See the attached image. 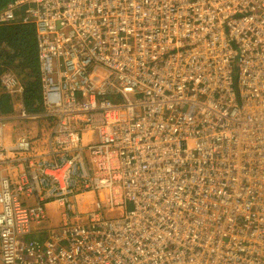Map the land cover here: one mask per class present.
<instances>
[{"label": "built area", "instance_id": "2783aa9c", "mask_svg": "<svg viewBox=\"0 0 264 264\" xmlns=\"http://www.w3.org/2000/svg\"><path fill=\"white\" fill-rule=\"evenodd\" d=\"M25 3L46 110L18 118L55 117L61 159L42 162L25 137L6 142L0 119V264H163L157 243L184 253L203 236L221 242L214 226L224 220V264H264V161L241 150L250 138L264 143V0L16 4ZM1 81L16 86L10 71ZM253 180L262 185L246 190ZM89 193L133 210L84 218ZM47 206L63 211L62 223L40 236ZM200 208L216 223L204 235L175 226Z\"/></svg>", "mask_w": 264, "mask_h": 264}, {"label": "trees", "instance_id": "16d2710c", "mask_svg": "<svg viewBox=\"0 0 264 264\" xmlns=\"http://www.w3.org/2000/svg\"><path fill=\"white\" fill-rule=\"evenodd\" d=\"M19 0H0V14L11 9L15 12V20L10 25L0 26V119L5 124L9 121L22 120L19 119V110H17V103L21 104L20 109L28 115L40 116L45 112L44 99L42 94L41 84V59L38 51L36 40L35 25L30 21L26 13L28 3L23 6L17 5ZM13 73L16 79V86L9 88L5 86L1 77L5 72ZM114 100L118 95H110ZM47 124L37 118L36 123L30 124L31 127L25 129L24 134H20L16 130L21 129L17 125L11 132L14 138L25 137L30 143L40 145L46 143L50 139V135L55 126V117L46 116ZM59 153H56L54 160L60 161ZM79 186H77V190ZM60 209V215L62 214ZM74 217L75 214L72 213ZM62 221L60 222L61 225ZM38 225L36 233L48 231L49 228H59L52 219L42 218L34 224ZM43 225L48 226L44 227ZM34 232V229H33Z\"/></svg>", "mask_w": 264, "mask_h": 264}, {"label": "rangeland", "instance_id": "374dc122", "mask_svg": "<svg viewBox=\"0 0 264 264\" xmlns=\"http://www.w3.org/2000/svg\"><path fill=\"white\" fill-rule=\"evenodd\" d=\"M2 68V66L0 65V69ZM17 109H19L21 107L20 103H17ZM17 125L21 126V129L16 130L17 132H19L20 134H24L25 133V129L31 127V125L24 121V120H15V121H8L7 122V128H8V132L5 131V135L4 138L6 141H11L14 138V134L11 132L13 129H15V127ZM94 197H90L91 202L89 203L88 206L86 207H79V215H82V217L86 218L90 213L92 212H97V214L101 217V219L103 220H116V218L118 217L119 219L123 213H125L126 211L129 212L131 210H133V207L128 205V202H126L123 206H115L113 205L110 201H109V197L108 194H105V201H100L98 203V206H94V202L96 200V195L93 194ZM30 202H34L36 201V198L34 196H30L29 198ZM239 203V209H240V214L243 215V206L245 205L244 201H238ZM118 207L119 209L115 208ZM187 208H191L190 206H188ZM207 208L209 209L210 213L213 210V208H211L210 205H207ZM164 210V207L162 208ZM204 208H200L197 215L195 213V215H191L190 217L186 216V219L184 221H182L181 223H179L178 225H175L176 227H180L183 230H187V229H192L193 227H198L202 230L203 235H204V231L206 228H208L209 226L216 224V223H206L205 219H206V215L203 212ZM217 210V209H216ZM220 212L222 213L221 209ZM44 218H48V219H52L54 221V223L56 224V226L60 225L61 222V215H60V209H55L52 206H47L45 209V213L43 214ZM198 217L202 220L199 221V223H195L194 219ZM85 220V219H83ZM90 221V219H89ZM88 221V224H89ZM196 224V226H195ZM44 227H47L46 225H43ZM173 226V225H172ZM220 225L214 226V228L217 231V237L216 239L218 241V243H213L211 239H208L203 236V238L201 239H196L199 240L201 242L200 246H194V240L193 242H188V240L183 239L184 241L190 243V245L188 246V250L184 253H182L181 251L178 252L175 249H173L170 245V243H157L156 244V250L158 252L157 256L160 257L163 260V264H224L223 258L226 257V254L228 252L227 250V246H231V243L229 242H225L222 243L224 240V235L227 234V231H223L220 228ZM129 232V231H128ZM130 233V232H129ZM143 244H149L148 242H146L145 240L142 241ZM151 251V250H149ZM153 251V250H152ZM196 253H199V257L198 259H195L194 255Z\"/></svg>", "mask_w": 264, "mask_h": 264}, {"label": "bare ground", "instance_id": "6f19581e", "mask_svg": "<svg viewBox=\"0 0 264 264\" xmlns=\"http://www.w3.org/2000/svg\"><path fill=\"white\" fill-rule=\"evenodd\" d=\"M71 100H73V99H71ZM72 105H73L72 103H69V105H67V107H66L67 108V113H71L72 112L71 111ZM85 109L87 111L89 110L87 107ZM105 131H107V130H105ZM244 135H245V133H241L240 134V136H244ZM252 139H254V138L248 139L247 143L244 146L241 147L242 152L246 153L249 156L252 155L253 159H257V158L262 156L263 157L262 160L264 161V146H263L264 143H259L258 144L259 140H254L253 141ZM241 156L244 157V158H247L246 155H241ZM240 164H241L240 167L244 166L243 160L241 161ZM237 180H238V176H235L234 179L231 180V183H229L228 185H230V184L232 185L233 183L237 182ZM261 185H262V183H259V182L253 180L252 182H248L245 187L247 188L246 190H249V189H253V187H257V186L260 187ZM227 226H228V220H224L220 228H221V230L224 231V229H226Z\"/></svg>", "mask_w": 264, "mask_h": 264}, {"label": "flooded vegetation", "instance_id": "af4514ba", "mask_svg": "<svg viewBox=\"0 0 264 264\" xmlns=\"http://www.w3.org/2000/svg\"><path fill=\"white\" fill-rule=\"evenodd\" d=\"M39 152H42V156L39 160L42 162H50L54 159L57 152V147L52 143L50 139L46 143L36 145Z\"/></svg>", "mask_w": 264, "mask_h": 264}, {"label": "crops", "instance_id": "0c3cea01", "mask_svg": "<svg viewBox=\"0 0 264 264\" xmlns=\"http://www.w3.org/2000/svg\"><path fill=\"white\" fill-rule=\"evenodd\" d=\"M85 196H86V200H87L89 203L91 202L90 197H94L93 194H91V193L86 194ZM95 198H96V200H95V202H94V206H98V203H99L101 200L104 199V195H102L101 197H97V196H96ZM84 201H85L84 199H82V200L80 201V205H79V207H83V205H84ZM32 203H34V204L36 205V204H37V201H34V202H32ZM91 203H92V202H91ZM44 213H45V212H44ZM61 221H62V214H61ZM84 222H85V223H88V220L85 219ZM36 227H38V225H36ZM53 228L56 229V227H53ZM49 229H51V228H49ZM49 229H48V230H49ZM44 232H45V231H42L41 234L39 233V235L42 236Z\"/></svg>", "mask_w": 264, "mask_h": 264}, {"label": "clouds", "instance_id": "9594fccd", "mask_svg": "<svg viewBox=\"0 0 264 264\" xmlns=\"http://www.w3.org/2000/svg\"><path fill=\"white\" fill-rule=\"evenodd\" d=\"M16 108H17V106H16ZM20 109V108H19ZM19 109H17V110H19ZM20 111V110H19ZM18 111V112H19ZM43 124H47V122H46V120H44V122H42ZM4 125H5V131H7L8 132V128H7V124H5L4 123ZM54 128H55V126H54ZM54 128H53V130H52V134H53V131H54ZM5 139V138H4ZM6 141V140H5ZM6 142H9V141H6Z\"/></svg>", "mask_w": 264, "mask_h": 264}]
</instances>
